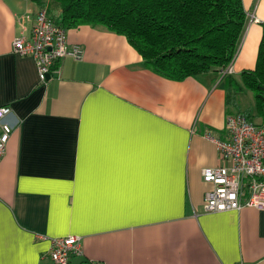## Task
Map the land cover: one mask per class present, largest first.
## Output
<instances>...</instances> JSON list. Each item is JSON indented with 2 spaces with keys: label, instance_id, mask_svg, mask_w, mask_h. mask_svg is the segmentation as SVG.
Segmentation results:
<instances>
[{
  "label": "crops",
  "instance_id": "crops-1",
  "mask_svg": "<svg viewBox=\"0 0 264 264\" xmlns=\"http://www.w3.org/2000/svg\"><path fill=\"white\" fill-rule=\"evenodd\" d=\"M248 14L233 71L175 79L146 65L124 34L67 28L84 57L59 59L41 82L14 51L55 0H0V107L12 112L0 161V264H55L52 239L82 236L69 264H264V209L207 211L203 169L220 165L214 138L241 109L242 72L254 69L264 0ZM62 24V23H61ZM219 80V81H218Z\"/></svg>",
  "mask_w": 264,
  "mask_h": 264
},
{
  "label": "trees",
  "instance_id": "trees-1",
  "mask_svg": "<svg viewBox=\"0 0 264 264\" xmlns=\"http://www.w3.org/2000/svg\"><path fill=\"white\" fill-rule=\"evenodd\" d=\"M55 1L62 6L61 23L67 28L89 23L124 34L146 65L175 79L227 67L248 18L243 0ZM241 75L264 124V34L256 67ZM245 113L252 117L251 110Z\"/></svg>",
  "mask_w": 264,
  "mask_h": 264
},
{
  "label": "built area",
  "instance_id": "built-area-1",
  "mask_svg": "<svg viewBox=\"0 0 264 264\" xmlns=\"http://www.w3.org/2000/svg\"><path fill=\"white\" fill-rule=\"evenodd\" d=\"M14 51L34 57L41 82L49 80L59 59L84 57L82 46L68 42L66 26L54 21L47 7L38 11L29 37L15 38ZM228 69L231 67L222 70L224 77ZM11 112L9 105L0 107V161L10 139V128L4 119ZM214 139L221 163L203 169L204 180L211 184L205 195V209H264V124L245 112H231L226 117L225 135ZM82 244V236L76 234L55 237L49 257L55 264H69L72 256L83 254Z\"/></svg>",
  "mask_w": 264,
  "mask_h": 264
},
{
  "label": "rangeland",
  "instance_id": "rangeland-1",
  "mask_svg": "<svg viewBox=\"0 0 264 264\" xmlns=\"http://www.w3.org/2000/svg\"><path fill=\"white\" fill-rule=\"evenodd\" d=\"M228 67H231V70L233 71V68L231 66V63L228 64L227 67H224V68H228ZM224 68L218 70L219 80L220 81L224 80L225 78H227L228 75H230L232 73V71L228 69L229 70V73H227L226 76L224 77L223 74H222V70ZM241 94H242V96H240V98H242V100L240 102L242 103V108H245L244 106H246V107H249L250 109H252L254 111L255 110V106H256V100H255L254 93L251 90H249V89L246 88V91L245 92H242ZM238 111H240V112H246L247 110L246 109H241V110H238ZM251 115H252V118L255 121L258 120L256 114L251 113ZM258 121H260V120H258Z\"/></svg>",
  "mask_w": 264,
  "mask_h": 264
}]
</instances>
